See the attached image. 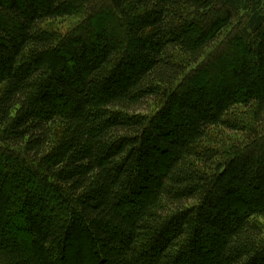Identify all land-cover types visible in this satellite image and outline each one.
I'll use <instances>...</instances> for the list:
<instances>
[{
    "label": "trees",
    "instance_id": "trees-1",
    "mask_svg": "<svg viewBox=\"0 0 264 264\" xmlns=\"http://www.w3.org/2000/svg\"><path fill=\"white\" fill-rule=\"evenodd\" d=\"M39 4L0 0V264H264L263 0Z\"/></svg>",
    "mask_w": 264,
    "mask_h": 264
},
{
    "label": "rangeland",
    "instance_id": "rangeland-1",
    "mask_svg": "<svg viewBox=\"0 0 264 264\" xmlns=\"http://www.w3.org/2000/svg\"><path fill=\"white\" fill-rule=\"evenodd\" d=\"M34 2L36 4H39L40 0H34ZM263 7H264V0H263ZM103 25L107 28L108 34H112L115 37H118V36L120 37L119 33H116V31H115L114 24H113L112 21H108L107 20L105 22V24H103ZM67 54H68V57H69V64H70L71 67H73L74 66V62H73L72 58L69 55L70 53L68 52V53H66V55ZM228 67H229L228 63H223L221 69H219V70L213 69L207 77L204 76V77H201L198 80H196L195 84L197 86L202 87L205 90V93H206V95H207V97L209 99H211V97H212V94H213L212 92L220 91L221 88H222L220 86H222L225 83H230V78L228 77V75L226 73H224L225 71L222 70L224 68H225L224 70H226ZM65 72L68 73L69 69L65 70ZM238 110H239L238 113L244 114V116L240 115L238 120H240L241 122H244V123H248L249 120H250V111L246 110V109H243V108H238ZM229 136H230L229 138L231 139L232 137H236L238 135L235 133V134H230ZM14 172H13V174H14ZM254 197L258 201V199H259L258 195L256 194V195H254ZM261 223L264 226V222H261Z\"/></svg>",
    "mask_w": 264,
    "mask_h": 264
}]
</instances>
